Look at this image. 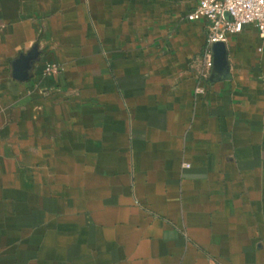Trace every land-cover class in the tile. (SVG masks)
Listing matches in <instances>:
<instances>
[{"label": "crops", "instance_id": "0c3cea01", "mask_svg": "<svg viewBox=\"0 0 264 264\" xmlns=\"http://www.w3.org/2000/svg\"><path fill=\"white\" fill-rule=\"evenodd\" d=\"M198 2L0 0V264H264V41L196 95Z\"/></svg>", "mask_w": 264, "mask_h": 264}, {"label": "built area", "instance_id": "2783aa9c", "mask_svg": "<svg viewBox=\"0 0 264 264\" xmlns=\"http://www.w3.org/2000/svg\"><path fill=\"white\" fill-rule=\"evenodd\" d=\"M187 18L191 21L206 19L208 22L206 42L200 56L202 66L196 74L195 94L198 96L207 93L206 80L214 65V43L227 42L231 35L241 32L247 24L255 25L264 41V0H199ZM60 71L59 64L48 62L43 75L52 76Z\"/></svg>", "mask_w": 264, "mask_h": 264}, {"label": "water", "instance_id": "95a60500", "mask_svg": "<svg viewBox=\"0 0 264 264\" xmlns=\"http://www.w3.org/2000/svg\"><path fill=\"white\" fill-rule=\"evenodd\" d=\"M214 67L220 68L228 62V49L225 42H216L212 46ZM32 62L25 63L20 57L14 62L13 75L19 80H27L29 78V70Z\"/></svg>", "mask_w": 264, "mask_h": 264}]
</instances>
